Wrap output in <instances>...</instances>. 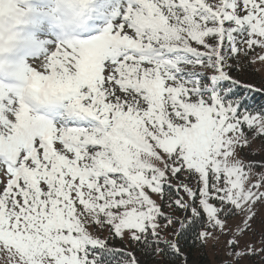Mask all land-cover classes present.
<instances>
[{
	"label": "snow or ice",
	"instance_id": "obj_1",
	"mask_svg": "<svg viewBox=\"0 0 264 264\" xmlns=\"http://www.w3.org/2000/svg\"><path fill=\"white\" fill-rule=\"evenodd\" d=\"M256 61L264 0H0L7 264H188L225 236L227 264L264 254V164L244 159L264 104L236 92L264 84L231 75Z\"/></svg>",
	"mask_w": 264,
	"mask_h": 264
},
{
	"label": "rangeland",
	"instance_id": "obj_2",
	"mask_svg": "<svg viewBox=\"0 0 264 264\" xmlns=\"http://www.w3.org/2000/svg\"><path fill=\"white\" fill-rule=\"evenodd\" d=\"M233 78L238 79L240 83L254 85L257 88H260L262 84H264V63L256 61V63L252 64L247 68V71L241 72L237 70L236 72L231 73ZM237 95L242 97H247V102L250 105L258 106L260 104H264V91L260 93L249 94L243 87H238L236 89ZM243 92V94H242ZM245 163H252L254 165H262L264 164V141L255 140L251 142V147L245 149ZM166 211H171L170 209H165ZM257 217L255 222L252 224V228L255 230L257 234L261 231V218H264V205L257 207ZM229 227L235 231L237 226H240V218L237 217L235 219L229 220ZM111 239V237L109 238ZM229 239L228 236L222 237L219 242L209 240L208 244L203 248L204 249V258L201 257L200 260L196 261V259L192 262H188V264H227V261L230 259L228 256V249L226 246V241ZM254 241L256 243V247L259 248V235L253 237L250 232L247 235H244L241 242V248H243L244 242ZM215 245V247H213ZM117 248H123L127 250H131L128 248L127 241L118 242L114 245ZM138 259H140L141 264H146L145 257H141L136 254ZM260 254L252 256L250 260L242 261V264H263L262 260L258 257ZM0 264H7L6 257L0 255ZM148 264L151 262L148 261Z\"/></svg>",
	"mask_w": 264,
	"mask_h": 264
},
{
	"label": "trees",
	"instance_id": "obj_3",
	"mask_svg": "<svg viewBox=\"0 0 264 264\" xmlns=\"http://www.w3.org/2000/svg\"><path fill=\"white\" fill-rule=\"evenodd\" d=\"M191 243H192L191 240H188L187 242L184 240L181 241V244L185 246V251L188 250V245H190ZM204 252H205L204 249L201 250L198 246H193L191 249L190 255H189V261H191L190 256L194 257V255H196V257L192 258V262L195 259H196V261H198L201 259V257L204 258ZM136 254L140 255L141 257H145L142 252L138 251ZM258 257L262 260V262L264 264V254H260ZM156 259H159V258L157 257ZM148 261L151 262V258L145 257L146 264H148ZM177 264H179V261H177Z\"/></svg>",
	"mask_w": 264,
	"mask_h": 264
}]
</instances>
